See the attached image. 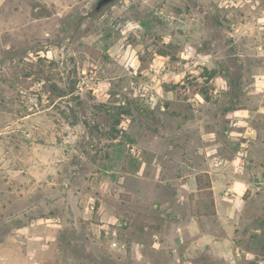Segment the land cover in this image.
Returning a JSON list of instances; mask_svg holds the SVG:
<instances>
[{
  "label": "rangeland",
  "instance_id": "rangeland-1",
  "mask_svg": "<svg viewBox=\"0 0 264 264\" xmlns=\"http://www.w3.org/2000/svg\"><path fill=\"white\" fill-rule=\"evenodd\" d=\"M98 1L0 0V264H264V0ZM195 132L243 183L233 252L177 231L223 230L177 195Z\"/></svg>",
  "mask_w": 264,
  "mask_h": 264
},
{
  "label": "crops",
  "instance_id": "crops-1",
  "mask_svg": "<svg viewBox=\"0 0 264 264\" xmlns=\"http://www.w3.org/2000/svg\"><path fill=\"white\" fill-rule=\"evenodd\" d=\"M213 134L214 132H195L196 139L193 141L194 144L191 148L197 159L193 161V164H190L192 166L184 164L180 166L179 172L182 173V177L178 178L180 179L179 185L177 184L175 187L176 190H180L179 193H176L182 199H186L188 193H195V195L198 196L199 192H203L202 190L204 189L212 191L211 194L214 199L215 214L219 218V221L222 220L220 221V225L223 226V230L221 229L219 233H216L210 229V223L207 222L210 215L206 213V211H189L188 213H178L181 226L178 227L177 231H183V233L179 232L181 241L186 238V233H189V237H191L193 243L200 239L206 241L203 246L201 245L203 249H211L214 248V246L224 248L226 245H230L229 250L233 252L235 248L233 245L234 241L230 240L227 236V222L224 218L237 215L238 211L236 209L232 210L231 204L227 203L226 200L233 201L241 197L242 194L240 191H242L241 185L243 183L241 180L236 179L227 187L226 184H228L227 181L230 178L226 173V166L222 163L221 158L215 157L217 158L215 161H210V157L213 155L211 154V150L213 148L218 150L219 146L222 145L220 141H214V138L211 137ZM171 168L175 169L174 165H172ZM165 173L166 172H164V174ZM201 177L206 178L208 181L206 188L201 183ZM198 179H200V181ZM233 190L237 191L233 194L236 199L230 195V191ZM175 249L176 248L173 250Z\"/></svg>",
  "mask_w": 264,
  "mask_h": 264
},
{
  "label": "built area",
  "instance_id": "built-area-1",
  "mask_svg": "<svg viewBox=\"0 0 264 264\" xmlns=\"http://www.w3.org/2000/svg\"><path fill=\"white\" fill-rule=\"evenodd\" d=\"M131 151L133 152V153H135L136 152V148H135V146H132V148H131ZM127 224H128V222L127 221H121V222H118L117 224H116V227H114L115 229H114V238L112 239V245L113 246H118L119 245V242L117 241V238H116V231L118 230V229H121L122 227H126L127 226ZM156 243L157 244H160L161 243V240L159 239V238H157L156 239ZM122 247H126V244L125 243H122ZM142 248H143V244H141V243H134L132 246H131V251H132V253L134 254V255H139L140 253H141V251H142ZM177 251V249H175L174 250V252H176Z\"/></svg>",
  "mask_w": 264,
  "mask_h": 264
},
{
  "label": "water",
  "instance_id": "water-1",
  "mask_svg": "<svg viewBox=\"0 0 264 264\" xmlns=\"http://www.w3.org/2000/svg\"><path fill=\"white\" fill-rule=\"evenodd\" d=\"M115 0H99L97 3V10L101 9L104 5L114 2Z\"/></svg>",
  "mask_w": 264,
  "mask_h": 264
},
{
  "label": "trees",
  "instance_id": "trees-1",
  "mask_svg": "<svg viewBox=\"0 0 264 264\" xmlns=\"http://www.w3.org/2000/svg\"><path fill=\"white\" fill-rule=\"evenodd\" d=\"M200 181V179H198Z\"/></svg>",
  "mask_w": 264,
  "mask_h": 264
},
{
  "label": "flooded vegetation",
  "instance_id": "flooded-vegetation-1",
  "mask_svg": "<svg viewBox=\"0 0 264 264\" xmlns=\"http://www.w3.org/2000/svg\"><path fill=\"white\" fill-rule=\"evenodd\" d=\"M105 6V5H104Z\"/></svg>",
  "mask_w": 264,
  "mask_h": 264
}]
</instances>
